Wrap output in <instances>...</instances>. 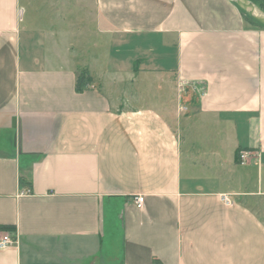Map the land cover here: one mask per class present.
I'll list each match as a JSON object with an SVG mask.
<instances>
[{"label":"crops","instance_id":"obj_1","mask_svg":"<svg viewBox=\"0 0 264 264\" xmlns=\"http://www.w3.org/2000/svg\"><path fill=\"white\" fill-rule=\"evenodd\" d=\"M35 1L0 0V264H264V26L233 0H87L101 68L68 1ZM153 78L187 112L112 107L111 80Z\"/></svg>","mask_w":264,"mask_h":264},{"label":"rangeland","instance_id":"obj_2","mask_svg":"<svg viewBox=\"0 0 264 264\" xmlns=\"http://www.w3.org/2000/svg\"><path fill=\"white\" fill-rule=\"evenodd\" d=\"M26 0H22V3H25ZM60 1V0H59ZM67 4L69 8H72V13L70 14L71 17H73V25H78L79 28L74 29V37L75 40L80 42L82 45H73V49H77L78 51V57L81 60V64L84 65L85 62L94 63L95 65H99L102 68L104 53L103 49H101V42L99 41L101 37H99V34L97 35V32L95 31L94 24L92 21H88L86 23L85 17H84V11L82 10V7L79 5L84 4L83 9L87 10L88 1L87 0H67ZM262 5H264V0H258ZM58 3V2H57ZM65 4V3H64ZM86 4V5H85ZM41 5V1L37 0L31 4L29 9H27V12L25 13V16L28 18L33 19L34 15L37 17V13L35 12L36 8H39ZM46 5V3H45ZM83 6V5H82ZM47 8H50L49 6H46ZM46 9V8H45ZM47 10V9H46ZM26 19V20H27ZM105 45V42H103ZM76 53V52H74ZM97 59L95 62L91 59ZM92 62H91V61ZM175 81V80H174ZM167 91L166 89H162L163 84L156 78L150 79L148 81L142 82L139 84L141 89V94L139 91L136 90V88L133 85L129 86H123V85H117L115 82L113 84V80L110 81V84L108 87L113 88L114 94L112 95L111 104L114 109H120V108H127V107H141V106H156V107H162L164 103L167 104V107L165 109L169 108L172 113H177L178 115L182 114L181 112H187L186 110L183 111L181 104H184L185 96L187 95L185 93L184 88L181 84L177 82L174 83L175 89L170 86V82H167ZM176 98L178 101H176ZM177 102V103H176ZM180 106H179V103ZM180 107V108H179ZM167 118H170L171 116L169 113H167L166 110H164Z\"/></svg>","mask_w":264,"mask_h":264},{"label":"built area","instance_id":"obj_3","mask_svg":"<svg viewBox=\"0 0 264 264\" xmlns=\"http://www.w3.org/2000/svg\"><path fill=\"white\" fill-rule=\"evenodd\" d=\"M255 154L249 150H241L238 152L237 157L239 162L247 163L252 158H254ZM135 205L140 208L144 203V196L142 194H138L133 198ZM17 243V236L15 232H4L0 237V249L5 248L9 245Z\"/></svg>","mask_w":264,"mask_h":264},{"label":"trees","instance_id":"obj_4","mask_svg":"<svg viewBox=\"0 0 264 264\" xmlns=\"http://www.w3.org/2000/svg\"><path fill=\"white\" fill-rule=\"evenodd\" d=\"M251 1H253L255 4H257L259 6V8L264 11V5H262L263 2L260 3L258 0H251ZM245 16L249 20L257 23L256 21H254L250 17H248L246 14H245ZM257 24H259V23H257ZM259 25H261V24H259ZM261 26H263V25H261ZM92 83H93V79H92V76H91L89 70L86 67L80 68L77 71L76 76H75V90L77 92H82L83 90L87 89ZM0 228L8 229V230L14 229V227L10 226V225H3V226H0Z\"/></svg>","mask_w":264,"mask_h":264},{"label":"water","instance_id":"obj_5","mask_svg":"<svg viewBox=\"0 0 264 264\" xmlns=\"http://www.w3.org/2000/svg\"><path fill=\"white\" fill-rule=\"evenodd\" d=\"M252 20L264 26V11L251 0H233Z\"/></svg>","mask_w":264,"mask_h":264}]
</instances>
